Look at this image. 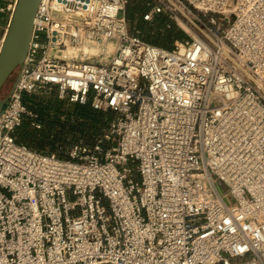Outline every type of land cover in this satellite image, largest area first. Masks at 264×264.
Returning a JSON list of instances; mask_svg holds the SVG:
<instances>
[{
    "label": "built area",
    "instance_id": "1",
    "mask_svg": "<svg viewBox=\"0 0 264 264\" xmlns=\"http://www.w3.org/2000/svg\"><path fill=\"white\" fill-rule=\"evenodd\" d=\"M130 1L38 6L0 114V264H264V0H146L173 49L130 34ZM52 88L112 113L116 142L19 143L24 96Z\"/></svg>",
    "mask_w": 264,
    "mask_h": 264
},
{
    "label": "rangeland",
    "instance_id": "2",
    "mask_svg": "<svg viewBox=\"0 0 264 264\" xmlns=\"http://www.w3.org/2000/svg\"><path fill=\"white\" fill-rule=\"evenodd\" d=\"M11 1L0 0V25L4 24L6 16L8 15L9 17L10 15V12L6 11V9L4 11H1V9L5 8ZM137 5L138 3H135V0L130 1L124 10L125 16L127 17L129 8H136ZM145 13L136 22L130 21L129 31L132 29L133 35L140 36L144 40L157 37L156 34L158 32L165 34L166 28L163 22L158 19L145 21L143 18ZM174 28L175 32L184 35V40L188 38L187 34L179 26L174 24ZM176 42L181 41H175L172 44L166 42V44L171 45L170 49H173ZM110 45L114 46V44L110 43L105 49ZM91 50L97 51L98 53L101 52L100 48H92ZM111 56L112 54L108 55V60H111ZM18 74L19 71L17 70L2 89L4 98H7L10 94L18 78ZM34 96L39 103V112L34 111L38 114L35 123L40 127L33 126L29 117H26L24 126L18 131L28 134V145L30 147L42 149L49 154L54 153L59 157L67 158L69 151L77 144L94 150V147L98 144L104 143L106 147H110L116 142L113 137L106 138L110 124H106L108 121L106 116L107 112L97 111L101 112V114L93 117L89 112L88 106H79L61 100L56 88L43 90ZM94 121H99L102 124H96Z\"/></svg>",
    "mask_w": 264,
    "mask_h": 264
},
{
    "label": "water",
    "instance_id": "3",
    "mask_svg": "<svg viewBox=\"0 0 264 264\" xmlns=\"http://www.w3.org/2000/svg\"><path fill=\"white\" fill-rule=\"evenodd\" d=\"M41 0H18L0 50V114L7 98L2 89L26 59L35 15Z\"/></svg>",
    "mask_w": 264,
    "mask_h": 264
},
{
    "label": "trees",
    "instance_id": "4",
    "mask_svg": "<svg viewBox=\"0 0 264 264\" xmlns=\"http://www.w3.org/2000/svg\"><path fill=\"white\" fill-rule=\"evenodd\" d=\"M135 3H138L136 8H129L128 11H127V17L126 18L128 20V24L130 23V21L131 22H136L141 17V15L148 10V8L146 7V0H135ZM154 19H158L159 21L163 22L164 27L166 28V32H165V34H160L158 32L156 34L157 37L147 38V39H145V41H147V42H149V43H151V44H153L155 46H158V47H162V48H165V49H170L171 45L166 44V42L172 44L175 41H183L184 40V35L182 33L175 32L174 24L171 23L170 19L167 16L160 15V16H156ZM170 23H171V27L168 28L167 25H169ZM131 30L129 32L132 34ZM160 40H162V41H160ZM24 103L29 105V108L32 111L39 112V109H38L39 103L37 102V99H36V97L34 95L26 94L24 96ZM88 109H89V112L92 114L93 117H97L98 115L101 114V112H97V111L91 109L90 107ZM106 116L108 118L107 119L108 121H107L106 124H109L110 121L113 118V114L110 113V112H107ZM24 123H25V120H24L23 125L21 127L24 126ZM94 123L102 124L99 121H94ZM19 129L16 132L17 141L19 143H21V144H26L27 146H29L28 145V138H27L28 134H26L25 132H18ZM30 148L33 149V150H36V151H38L40 153H48V152H46V151H44L42 149H35V148H32V147H30ZM60 158H62V157H60Z\"/></svg>",
    "mask_w": 264,
    "mask_h": 264
},
{
    "label": "bare ground",
    "instance_id": "5",
    "mask_svg": "<svg viewBox=\"0 0 264 264\" xmlns=\"http://www.w3.org/2000/svg\"><path fill=\"white\" fill-rule=\"evenodd\" d=\"M84 52H91L92 54H98L97 51H94V50H91V49H88V48H84L83 49ZM115 51V47L113 45H110L107 50H106V53L107 54H112L113 52ZM70 54H77L79 53L77 50H72L70 49L69 51Z\"/></svg>",
    "mask_w": 264,
    "mask_h": 264
},
{
    "label": "crops",
    "instance_id": "6",
    "mask_svg": "<svg viewBox=\"0 0 264 264\" xmlns=\"http://www.w3.org/2000/svg\"><path fill=\"white\" fill-rule=\"evenodd\" d=\"M10 20H11L10 15H9V17H8V15H7V16H6V20L4 21V24H1L0 27H1L2 29H6V28L8 27V25H9Z\"/></svg>",
    "mask_w": 264,
    "mask_h": 264
}]
</instances>
